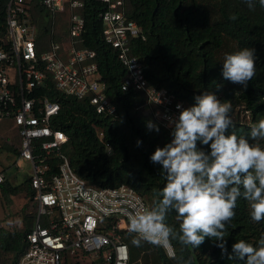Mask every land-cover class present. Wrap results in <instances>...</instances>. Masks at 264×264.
I'll return each instance as SVG.
<instances>
[{"label": "trees", "instance_id": "1", "mask_svg": "<svg viewBox=\"0 0 264 264\" xmlns=\"http://www.w3.org/2000/svg\"><path fill=\"white\" fill-rule=\"evenodd\" d=\"M83 1L81 14L86 32L79 46L96 52V62L116 116L97 114L87 100L68 97L51 88L45 91L47 96L61 106L53 126L67 135L63 151L79 177L95 187L126 184L145 197L152 208L166 179L162 166L152 163L150 157L158 147L171 142L172 132L158 125L147 110L141 113L145 99L140 92L122 89L128 72L119 62L117 51L102 36L104 26L100 14L106 5L99 0ZM44 14V9L35 6L38 43L46 49L43 44L50 37V24L49 15ZM127 14L146 37L144 41L133 40L131 50L144 65L150 84L166 89L187 108L195 105L197 95L214 92L221 102H231V118L238 135L247 136L251 126L264 119V8L258 0L254 10L244 0H128ZM6 21L7 0H0V37L5 36ZM62 21V26L66 25V18ZM58 41L63 42L61 38ZM245 47L254 48L258 57L257 74L246 89L222 76L225 56ZM149 121L159 126V133L147 128ZM232 131L230 128L228 134ZM138 140L142 141L139 147ZM260 143L264 147V141ZM198 148L210 152L209 146L198 143ZM23 190L28 197L33 196L28 180L17 187L5 182L1 193L13 196ZM234 211L235 218L225 236L229 254L238 240L258 247V241L264 236V221L251 219L247 201L239 199ZM166 223L178 230L175 212L168 215ZM32 227L23 223L14 230L0 228V264H4L2 255L9 256L8 264H17ZM135 238L127 240L134 264L140 253L147 257L144 264H242L222 255L217 246L219 242L211 239H206L199 249L182 247L173 240L176 256L168 259L154 243L141 241L140 246H135L132 243Z\"/></svg>", "mask_w": 264, "mask_h": 264}, {"label": "built area", "instance_id": "2", "mask_svg": "<svg viewBox=\"0 0 264 264\" xmlns=\"http://www.w3.org/2000/svg\"><path fill=\"white\" fill-rule=\"evenodd\" d=\"M99 1L106 5L100 14L103 39L128 72L122 89L140 92L145 99L140 109L146 108L158 125L172 132L169 118L178 120V104L187 107L166 89L150 84L144 65L132 54L131 42L146 37L128 17V0ZM35 6L49 15L46 49L38 43ZM84 6L83 0H7L6 33L0 37V126L11 122L16 128L15 137L4 142L31 168L28 183L37 217L17 264H134L127 240L137 235L130 231L129 216L151 209L145 197L126 184L95 187L79 177L63 151L67 135L53 126L61 106L47 96L51 88L87 100L97 114L116 116L96 52L79 46L86 32ZM58 16L66 18L63 42L56 37ZM5 182V174H0V192ZM156 245L168 259L175 258L172 243Z\"/></svg>", "mask_w": 264, "mask_h": 264}, {"label": "clouds", "instance_id": "3", "mask_svg": "<svg viewBox=\"0 0 264 264\" xmlns=\"http://www.w3.org/2000/svg\"><path fill=\"white\" fill-rule=\"evenodd\" d=\"M254 10L256 0H244ZM264 8V0H258ZM256 50L245 47L224 58L222 76L233 84L248 87L257 74ZM195 105L180 110L178 120L169 118L172 127L170 143L158 147L151 162L162 166L166 184L158 193L151 209L129 216L130 231L137 235L132 243L141 241L199 249L206 239L219 242L222 255L242 264H264V236L254 247L238 240L228 253L225 236L235 218L239 199L250 205L255 222L264 221V119L251 126L247 136L238 135L231 118L232 104L221 102L212 91L195 98ZM147 128L159 133L158 125L149 121ZM233 129L228 134L229 129ZM210 147V152L198 148ZM142 141H137L141 146ZM176 213L178 230L166 223Z\"/></svg>", "mask_w": 264, "mask_h": 264}, {"label": "rangeland", "instance_id": "4", "mask_svg": "<svg viewBox=\"0 0 264 264\" xmlns=\"http://www.w3.org/2000/svg\"><path fill=\"white\" fill-rule=\"evenodd\" d=\"M44 15H47L45 12ZM65 16H58V27L56 30L57 40L60 38L64 41V36L67 35V25L62 26V20ZM47 22L49 23L50 20ZM50 24V23H49ZM51 29V25H50ZM49 39L44 46H48ZM67 47V45H66ZM146 108H143V114ZM243 118V115L241 116ZM16 135V128L11 122H5L0 126V137L2 139V149L0 150V174H5L6 183L13 187L22 185L31 175V168L28 163L23 160H18L14 147L11 144L4 142V138L11 140ZM33 216V217H32ZM36 212L31 197L27 196L25 190L17 195L3 196L0 192V228L14 230L21 226L23 223L27 226L34 225L36 222ZM4 264L9 263V256L2 255ZM141 260V264L146 262L147 257L142 253L136 256V262ZM152 264V263H150Z\"/></svg>", "mask_w": 264, "mask_h": 264}]
</instances>
